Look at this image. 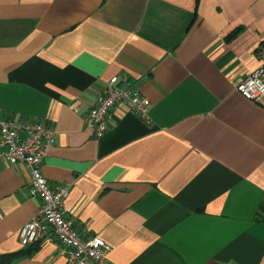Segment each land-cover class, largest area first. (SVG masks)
<instances>
[{
    "label": "crops",
    "instance_id": "obj_1",
    "mask_svg": "<svg viewBox=\"0 0 264 264\" xmlns=\"http://www.w3.org/2000/svg\"><path fill=\"white\" fill-rule=\"evenodd\" d=\"M263 44L264 0H0V118L54 128L42 175L68 187L67 219L108 264H264V98L235 91ZM117 76L149 119L117 104L95 139L85 114ZM39 205L0 159L13 264H65L46 241L19 244Z\"/></svg>",
    "mask_w": 264,
    "mask_h": 264
},
{
    "label": "built area",
    "instance_id": "obj_2",
    "mask_svg": "<svg viewBox=\"0 0 264 264\" xmlns=\"http://www.w3.org/2000/svg\"><path fill=\"white\" fill-rule=\"evenodd\" d=\"M258 57L264 55V44L257 48ZM127 79L112 78L95 98L85 114V122L95 139L108 129L110 112L117 104L148 121L150 102L138 91L118 86ZM236 93L244 100L259 103L264 98V63L237 84ZM80 113L78 109L74 111ZM56 132L39 121L3 120L0 118V159L10 165H21L29 176V192L40 202L37 214L18 232L22 247L46 241L58 248L65 264H108L110 247L99 237L82 236L67 219L63 202L68 195L65 185L52 189L41 172V164L48 149L55 143Z\"/></svg>",
    "mask_w": 264,
    "mask_h": 264
},
{
    "label": "trees",
    "instance_id": "obj_3",
    "mask_svg": "<svg viewBox=\"0 0 264 264\" xmlns=\"http://www.w3.org/2000/svg\"><path fill=\"white\" fill-rule=\"evenodd\" d=\"M19 255H0V264H13L15 259H17Z\"/></svg>",
    "mask_w": 264,
    "mask_h": 264
}]
</instances>
